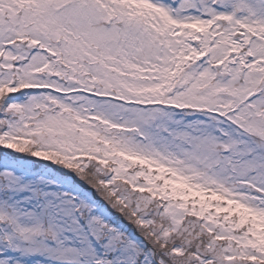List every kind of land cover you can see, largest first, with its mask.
<instances>
[{
  "label": "snow or ice",
  "instance_id": "1",
  "mask_svg": "<svg viewBox=\"0 0 264 264\" xmlns=\"http://www.w3.org/2000/svg\"><path fill=\"white\" fill-rule=\"evenodd\" d=\"M0 264H264V0H0Z\"/></svg>",
  "mask_w": 264,
  "mask_h": 264
}]
</instances>
